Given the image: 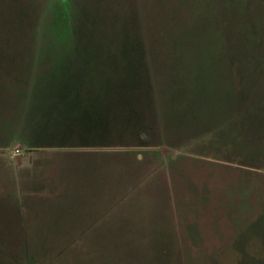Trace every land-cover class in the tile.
<instances>
[{
    "label": "rangeland",
    "instance_id": "1",
    "mask_svg": "<svg viewBox=\"0 0 264 264\" xmlns=\"http://www.w3.org/2000/svg\"><path fill=\"white\" fill-rule=\"evenodd\" d=\"M209 1L0 0V55L37 57L45 73L38 88L47 82L79 86L66 91L75 104L84 103L72 107L80 114H69L75 127L90 122L96 130L121 137L144 128L160 103L166 132L155 134L150 125L151 139L160 141L169 132L164 140L169 145L163 146L177 156L170 158L171 177L178 172L173 166L185 169L184 174L179 169L182 186L172 187V200L201 221L202 235L193 228L179 230L181 264H264V0H226L223 5L211 0L209 10H203ZM143 27L150 39L151 33L156 36L149 47L142 42L147 38ZM50 61H64L71 71L56 67L47 72ZM126 184L100 186L97 200L102 203L105 189L108 200L129 191ZM66 192L51 205L38 200L51 207L43 219L59 218L64 211L77 218L93 205L89 197L82 198V188ZM141 194L132 193L126 202L128 208L130 202L136 205L138 236L127 235L128 224L110 220L101 225L105 235L92 231L83 242L74 240L80 242L73 250L23 252L16 249L27 231L16 220L6 221L0 243L16 249L0 250V264H21L33 255L40 256L37 264H134L135 259L173 264L176 255L170 253L174 245L166 227L171 210L164 200ZM73 226L74 235L81 234V219H74ZM111 226L118 235L107 233L104 227ZM39 229L33 243L66 244L64 235ZM158 230L162 233L151 235Z\"/></svg>",
    "mask_w": 264,
    "mask_h": 264
},
{
    "label": "crops",
    "instance_id": "2",
    "mask_svg": "<svg viewBox=\"0 0 264 264\" xmlns=\"http://www.w3.org/2000/svg\"><path fill=\"white\" fill-rule=\"evenodd\" d=\"M48 1L59 2V0ZM210 1L203 4V10L208 9L206 7L211 4ZM75 2L78 4L80 0ZM222 2L223 0H220V5L226 4V0ZM216 5L217 2L212 8L214 12ZM141 32L143 37H147L143 38L142 42L149 47L148 42L151 40L154 42L156 36L151 33L150 39L147 27H143ZM7 56V54L3 57L0 55V84L2 83V91H0V230H4L6 221L10 224L11 221L16 220L22 224L27 233H25L23 246L16 249L3 242L0 243V250L2 252L9 249L23 252L56 251L58 248L73 250L74 245L80 242L75 244L74 240L82 238L83 242L86 235L92 231L105 235V231L100 230L101 225L110 220L128 224L127 235L138 236L136 205L133 206L130 202L128 208L126 202L130 200L128 197L132 193L137 196L139 191H143L144 194H141L143 199L164 200L165 204H168L167 210H171V218L169 217L171 226L166 227L169 229L167 233L171 234L169 239L174 245L170 253L174 251L176 255L173 258V264H181L178 250L181 248L182 237L179 230L183 231L184 227L193 228L202 235L201 221L198 217L194 218L192 213L187 216L185 207L179 210L182 207L178 208L175 201L173 202L174 199L172 200V187L180 189L182 186L179 169L183 174L185 169L179 165L173 166V169L178 172L175 178L171 177L173 161L171 162L170 158H174L175 154L168 155L169 146H163L169 145L164 142L169 140V132L160 141L154 142L151 139L152 132L160 136L166 132V128L161 126L163 110L160 103L156 104L154 116L151 119L152 114L149 115L150 122L145 124L144 128L121 133V137H117V133L107 134L96 130L90 126V122L75 127L70 124L75 119L70 118L69 114H80L82 111H72V107H83L84 103L82 100L78 105L75 104L72 92L66 91L73 88L77 90L79 86L47 82L45 86L38 88L39 81L43 78L41 76L45 73H40L41 66L37 57L33 60V57L10 56L8 58ZM149 58L151 57L148 56L147 59ZM46 65L50 67L46 70L47 72L55 70L56 67L57 71H71L64 61H50ZM62 72L59 73L66 74ZM248 97L250 98L249 95ZM150 125L152 132L148 130ZM157 126L161 129L158 130ZM109 138L118 139L105 142ZM158 142L161 144H157ZM17 149L20 150L18 157L12 154ZM113 164L115 166H112ZM110 170L113 171L110 173ZM107 182H111L110 185L114 182L119 186L127 182L126 186L130 189L111 200L107 199L105 189L104 200L101 203L96 197L100 192V186L109 185ZM74 188H82V198L89 197V200L93 201L90 209L86 211L81 209L82 213L78 214L77 218L72 212L64 211L65 214L59 218L43 219V214L51 211L50 205L54 200L64 196L63 192L73 193ZM38 200H48L50 205ZM66 201L63 200V202ZM74 219H81L82 227L79 229L81 234L74 235L76 229L73 226ZM187 220L192 222L185 226ZM148 221L147 219L145 224ZM39 227L41 230L44 227V229L52 230V233L64 235L66 244L55 243L43 247L42 242L33 243ZM104 228L110 230L108 234L118 235L116 226ZM158 231L151 235L162 233V230ZM130 244L131 241L130 249L137 252L138 247ZM241 246L245 247L246 244ZM98 247L96 246L95 249L94 246L95 251L99 250ZM234 247L236 248L237 245ZM144 255L145 253L142 254ZM150 255L158 261L161 257L154 250L150 251ZM31 258L21 264H37L36 258L40 256L33 255ZM241 258L244 260L245 255L241 254ZM137 261L138 259H135L134 264H147L146 260L145 263L143 261L137 263Z\"/></svg>",
    "mask_w": 264,
    "mask_h": 264
},
{
    "label": "built area",
    "instance_id": "3",
    "mask_svg": "<svg viewBox=\"0 0 264 264\" xmlns=\"http://www.w3.org/2000/svg\"><path fill=\"white\" fill-rule=\"evenodd\" d=\"M12 154H13V156L18 157L20 155V150L17 149L15 151H13Z\"/></svg>",
    "mask_w": 264,
    "mask_h": 264
}]
</instances>
